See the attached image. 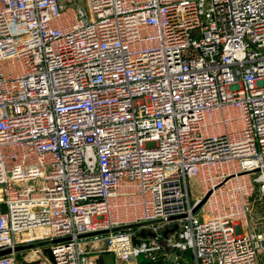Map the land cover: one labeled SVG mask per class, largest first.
Segmentation results:
<instances>
[{"label": "built area", "instance_id": "2783aa9c", "mask_svg": "<svg viewBox=\"0 0 264 264\" xmlns=\"http://www.w3.org/2000/svg\"><path fill=\"white\" fill-rule=\"evenodd\" d=\"M87 1L0 0V264H259L264 0Z\"/></svg>", "mask_w": 264, "mask_h": 264}, {"label": "rangeland", "instance_id": "374dc122", "mask_svg": "<svg viewBox=\"0 0 264 264\" xmlns=\"http://www.w3.org/2000/svg\"><path fill=\"white\" fill-rule=\"evenodd\" d=\"M77 2L85 9L88 10V1L87 0H77ZM35 247H39V255L43 256L45 258H49V242L47 240H35L34 242L29 244V254L27 255V259H32L35 258L34 255L32 254V250ZM93 256H98L99 254H92ZM142 256V255H141ZM187 257L189 256L188 254L186 255ZM143 258V257H142ZM114 261V259H113ZM140 262V259H139ZM141 264V263H140Z\"/></svg>", "mask_w": 264, "mask_h": 264}, {"label": "water", "instance_id": "95a60500", "mask_svg": "<svg viewBox=\"0 0 264 264\" xmlns=\"http://www.w3.org/2000/svg\"><path fill=\"white\" fill-rule=\"evenodd\" d=\"M209 193H210V191H208V192H207V193L201 198V200L195 205V207L193 208V211H194V212L197 211V210L202 206V204H203V203L205 202V200L207 199ZM173 218H177V217H172L171 219H173ZM112 230H117V229L114 228V229H112ZM107 232H108V230H101V231H96V232H91V233L83 234V235H81V237H88V236H93V235H97V234H105V233H107ZM8 252H9V249L1 250V251H0V256L6 254V253H8ZM139 259H140V263H141V264H148V262H147L146 260H144V259L142 258L141 255H139Z\"/></svg>", "mask_w": 264, "mask_h": 264}, {"label": "crops", "instance_id": "0c3cea01", "mask_svg": "<svg viewBox=\"0 0 264 264\" xmlns=\"http://www.w3.org/2000/svg\"><path fill=\"white\" fill-rule=\"evenodd\" d=\"M113 261V257L111 254H104L101 255L97 260L96 263L97 264H105V263H110ZM259 264H264V253L260 254L259 257Z\"/></svg>", "mask_w": 264, "mask_h": 264}, {"label": "bare ground", "instance_id": "6f19581e", "mask_svg": "<svg viewBox=\"0 0 264 264\" xmlns=\"http://www.w3.org/2000/svg\"><path fill=\"white\" fill-rule=\"evenodd\" d=\"M44 230H42V229H34L33 231H31L30 233H28V234H26V233H24L23 235H35V234H39L40 235V233H42Z\"/></svg>", "mask_w": 264, "mask_h": 264}]
</instances>
